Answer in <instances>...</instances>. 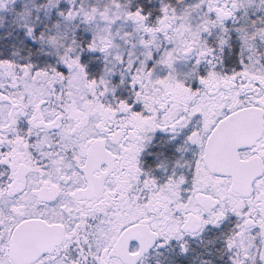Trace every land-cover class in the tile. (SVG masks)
I'll return each mask as SVG.
<instances>
[{"label":"snow or ice","instance_id":"obj_1","mask_svg":"<svg viewBox=\"0 0 264 264\" xmlns=\"http://www.w3.org/2000/svg\"><path fill=\"white\" fill-rule=\"evenodd\" d=\"M0 264H264V0H0Z\"/></svg>","mask_w":264,"mask_h":264}]
</instances>
